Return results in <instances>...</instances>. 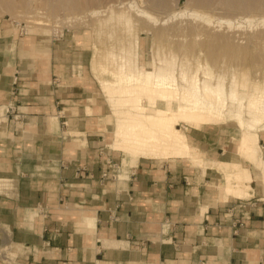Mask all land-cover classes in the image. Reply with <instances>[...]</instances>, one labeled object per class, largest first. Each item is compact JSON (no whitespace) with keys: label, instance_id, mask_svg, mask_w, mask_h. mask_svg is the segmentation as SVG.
<instances>
[{"label":"crops","instance_id":"1","mask_svg":"<svg viewBox=\"0 0 264 264\" xmlns=\"http://www.w3.org/2000/svg\"><path fill=\"white\" fill-rule=\"evenodd\" d=\"M43 46L0 35V176L11 178L0 248L11 241L29 264H264L258 168L202 146L207 130L209 165L175 156L118 166L103 104L56 40ZM216 159L249 167V195L221 197Z\"/></svg>","mask_w":264,"mask_h":264},{"label":"rangeland","instance_id":"2","mask_svg":"<svg viewBox=\"0 0 264 264\" xmlns=\"http://www.w3.org/2000/svg\"><path fill=\"white\" fill-rule=\"evenodd\" d=\"M1 33L28 44L37 41L44 50L46 43L56 40V48L68 57L66 61L79 81L98 93L96 99L104 106L102 117L108 122L105 142L109 148L116 127L115 106L107 103L103 86H117L134 67L145 71L170 66L177 79L185 73L187 84L194 81L200 89L204 83H221L225 94L234 88L242 106L237 110L242 120L255 122L257 143L262 149L264 114L248 103L264 95V0H0ZM141 102L148 106L144 97ZM230 103L227 97L225 119L216 124L195 127L176 120L195 154L209 164L214 159L205 157L202 146L216 149L221 156L223 149L237 150L240 128L237 118L227 114ZM201 130L208 131L202 146ZM114 151L113 162L118 166L134 165L124 161V152ZM235 155L245 160L237 152ZM165 158L168 156L154 159ZM187 158L192 164L202 165ZM114 172L117 174V170ZM259 178L264 185L260 174ZM10 245L7 240L0 248H5L0 264H29L16 257L20 251Z\"/></svg>","mask_w":264,"mask_h":264},{"label":"bare ground","instance_id":"3","mask_svg":"<svg viewBox=\"0 0 264 264\" xmlns=\"http://www.w3.org/2000/svg\"><path fill=\"white\" fill-rule=\"evenodd\" d=\"M187 78L183 73L177 79L170 66H154L145 71L134 67L120 79L117 86L103 84L107 103L115 106L113 118L116 127L112 131L113 139L109 141L110 148L124 152V161L133 164L139 158L186 156L204 165L206 161L195 154L194 146L190 145L186 134L177 128L176 120L180 118L195 127L219 123L225 119L224 103L229 97L231 103L227 114L237 118L240 128L236 152L258 168L260 176L264 178V157L257 143L255 122L251 119L242 120L237 110L242 106L234 88L225 94L221 83H204L200 89L194 81L187 84ZM93 95L98 96V93ZM141 97L145 98L148 106L141 102ZM156 99L164 102V106L160 105L161 102L157 103ZM251 104H254L255 111L264 114V95L251 99L248 106ZM214 163L222 176L219 186L222 198L228 195L244 197L251 193L249 167L238 161L221 162L216 159ZM10 182L11 178L0 176V191L9 187Z\"/></svg>","mask_w":264,"mask_h":264},{"label":"built area","instance_id":"4","mask_svg":"<svg viewBox=\"0 0 264 264\" xmlns=\"http://www.w3.org/2000/svg\"><path fill=\"white\" fill-rule=\"evenodd\" d=\"M102 174H104V175H105V172H102Z\"/></svg>","mask_w":264,"mask_h":264}]
</instances>
